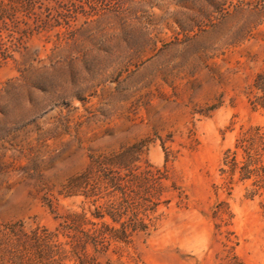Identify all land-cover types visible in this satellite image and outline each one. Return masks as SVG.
I'll return each mask as SVG.
<instances>
[{
    "label": "rangeland",
    "instance_id": "1",
    "mask_svg": "<svg viewBox=\"0 0 264 264\" xmlns=\"http://www.w3.org/2000/svg\"><path fill=\"white\" fill-rule=\"evenodd\" d=\"M261 72L264 0H0V264H264Z\"/></svg>",
    "mask_w": 264,
    "mask_h": 264
},
{
    "label": "trees",
    "instance_id": "2",
    "mask_svg": "<svg viewBox=\"0 0 264 264\" xmlns=\"http://www.w3.org/2000/svg\"><path fill=\"white\" fill-rule=\"evenodd\" d=\"M254 87L256 91L251 100L253 109H264V72L257 75ZM238 141L236 148H241L243 151V160L240 161V168L246 171V177L251 178L252 174L260 177L261 181L257 178L254 182H257V185L262 187V184H264V124L247 129ZM233 153L235 159L237 151Z\"/></svg>",
    "mask_w": 264,
    "mask_h": 264
}]
</instances>
